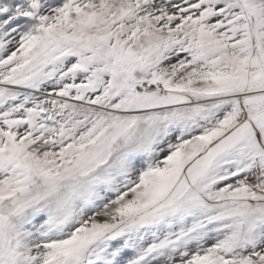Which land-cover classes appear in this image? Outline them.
I'll list each match as a JSON object with an SVG mask.
<instances>
[{"label":"snow or ice","instance_id":"snow-or-ice-1","mask_svg":"<svg viewBox=\"0 0 264 264\" xmlns=\"http://www.w3.org/2000/svg\"><path fill=\"white\" fill-rule=\"evenodd\" d=\"M0 264H264V0H0Z\"/></svg>","mask_w":264,"mask_h":264}]
</instances>
